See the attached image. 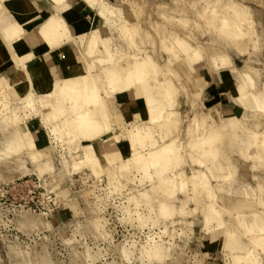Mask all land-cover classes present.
Segmentation results:
<instances>
[{"label":"rangeland","instance_id":"obj_1","mask_svg":"<svg viewBox=\"0 0 264 264\" xmlns=\"http://www.w3.org/2000/svg\"><path fill=\"white\" fill-rule=\"evenodd\" d=\"M234 1L247 9L253 21V31L257 34L255 43L248 39L240 42L244 51L241 46L237 47L232 41H228L225 34L220 33V27L217 26L219 20H216L221 18L220 16H205L206 19H203V16L197 15L198 9L190 4L194 0H125L129 5L124 4L125 15L122 18L113 17L115 24L111 27L101 26L102 34L110 35L112 45L118 46L120 50L114 57L116 67H129L134 57L150 55L158 64L159 70L164 72H161V79L168 78L174 84L175 96L172 94L170 102L175 103L172 110L175 111L174 116L179 123L166 133L167 139L173 136L176 149L175 163L169 167V171L181 170L189 175L195 170H203L209 186L204 191L198 189L194 192L189 183L185 190L176 188L171 195L164 194L162 189L168 184L165 179L169 173L161 180L153 174L147 176L133 165L129 156L124 157L125 153L119 149L115 150V159L110 152H104L102 156L106 162L98 170L96 166L93 167L90 162L81 158V154L91 144L89 141L106 131L101 129V133H97L91 140H85L78 134L75 137V129L69 128V132H73L72 135L63 130L61 115L55 113L58 119L52 121V118L56 117L50 112H53L52 109H33L22 105L12 86L0 90V264H206L207 260L211 259L212 264H234L232 254L239 251H230L223 244V228L214 230L212 234L207 231L215 224L205 221L204 207L209 202L223 208L221 217L227 222L226 226L233 229L240 242H243L242 255L249 248L253 252V236L245 232L236 217L237 213H246L252 221L257 217L254 218L255 222H260L263 218L264 206L259 204L257 197L260 194L264 200V159H256L253 155L256 153L255 147L246 146V134L237 137L223 136L216 144L218 154L213 161L214 165L210 162L204 166L196 165L193 157L197 156L198 150L191 145L196 142L197 136L201 135V129L191 128L193 117L209 109L199 101V88H203L202 75L205 71L219 70L215 68L213 56L219 53L228 54L231 69L222 70L231 73L233 89L243 69L253 68L249 71L254 74L256 88L264 93V0ZM101 3L105 4L104 1ZM112 8L122 12L120 7ZM124 18L134 24L135 33L133 38L130 37V41L129 36L119 34L117 23ZM173 35L182 37L189 46L201 49V59L190 63L184 52H168L166 48L170 45V36ZM95 72L99 73V69H95ZM100 78L102 79L101 75L98 80L102 81ZM99 87H103L99 92L104 98L107 94L103 91L107 89L100 84ZM129 92L135 96V91ZM235 112L240 115L238 121L242 128L248 131L264 129V111L249 113L243 112L239 107ZM60 113L67 112L63 110L62 113L61 110ZM219 114L225 116L220 112ZM33 116L37 117L38 126L47 129L53 143L58 142L53 147L47 142L42 154L35 152L36 150L30 148L23 140H13L19 131L17 123H20V130L29 129L31 132L39 131L46 135L42 127L33 129L37 125L26 126L25 121ZM110 118L111 116H108V119ZM52 123L55 124L56 130L52 128ZM114 124L120 126L122 122ZM145 124L146 121L142 124H129L124 135L122 134L123 138L130 141L128 128ZM154 128L156 136H160L159 128L156 125ZM61 135H64V138ZM120 137L115 135L113 138L119 140ZM20 142H23V145H20ZM163 142L160 140L158 145ZM59 146L66 150L58 151ZM117 153L122 160L118 159ZM75 154L78 156L75 157ZM72 156L73 160L70 159ZM87 169H90L93 179L96 178L101 185H89L91 182L81 181L83 178L73 180L70 176L75 171L87 172ZM230 171V180L225 181L221 175ZM151 172L153 173L154 169ZM33 173L39 175L41 180L37 181ZM69 177L71 181L66 180ZM66 186L74 192L77 200L68 204L71 210H66V214H61L65 212L61 210L50 217L49 214L54 210L62 209V200L69 192L64 189ZM243 187L248 189V195L242 193ZM53 195L56 196L55 199ZM167 201L169 204L167 203L166 207H159L160 202ZM39 204L45 209L35 208ZM77 206L79 213H75ZM60 222L65 223V229L57 227ZM215 236L216 245L210 248L209 240ZM154 247L160 250L159 256L154 255L151 249ZM255 252L258 253L259 264H264V246L258 245ZM252 261L253 254L247 259H241L237 264H253Z\"/></svg>","mask_w":264,"mask_h":264},{"label":"bare ground","instance_id":"obj_2","mask_svg":"<svg viewBox=\"0 0 264 264\" xmlns=\"http://www.w3.org/2000/svg\"><path fill=\"white\" fill-rule=\"evenodd\" d=\"M53 1L58 5V7H60V9L67 7L65 0H53ZM86 1L92 7H97L98 15L103 19V21L104 20L110 21L111 25L115 24L113 17H118V16L120 18L123 17V13L121 11L112 8L113 5L112 7L108 6L110 4H107L104 0H86ZM101 1H104L105 4L101 3ZM190 4L192 5V7H196L198 9L199 14H197V12L196 14L203 16V17L200 16L203 19H206V17L208 18L210 16L213 17L220 16L221 18H216V20L217 19L219 20V21L217 20L218 21L217 26L220 27L219 30L221 31L220 33H223L222 35L225 34L228 41H232V43L235 44L237 47H240L241 46L240 42L245 41L246 39L252 40L254 43L256 42L257 34L256 32L253 31V27H252L253 21L247 9L245 7H242V5H240L237 1L194 0V2ZM39 24L40 25L37 31L41 36V38L43 37L49 46L54 47L66 40H70L76 43L79 46L78 49L79 51H81L87 63V66L86 65L84 66V70L82 73H80V75L67 77L62 79L61 81H55V83L52 86V89L42 95L36 94L37 96H35L31 93H26L21 95L14 88V92L15 94H17L18 99L20 103H22V105L24 104L26 107L33 109H41V110L52 109L53 112L50 111L52 115L57 113L59 114V116L60 115L62 116L63 120L59 116L58 117L62 121V128L64 131L69 132L71 130L69 128H73L76 131V132L74 131V133H76L75 137L80 135L81 137H84L85 140H91L96 136L97 133L99 132L101 133V129H103L102 131L104 132L105 131L108 132L113 129L112 123L120 124L122 122L119 113L116 112L110 113L107 108H103V106H107L105 105V103L107 102L106 99H109L112 96L110 94L115 92H122V91H131V90L135 91V96L142 97L144 99L145 114H147L146 116L147 124L141 127H136L131 129L128 128L127 133L128 135L131 136V138L130 141L128 139L127 141H129L131 148L130 151L124 154V157L129 156V158H131L132 160L133 165L136 166L138 169H140L142 173L147 176H151L153 174L156 175L158 179L161 180L166 173H169L165 179L168 181V184L166 185L164 182H163L164 184L162 183L163 186L166 185L164 189H162V191H164L163 192L164 194L167 193V195H171L176 188H178L181 191L185 190V187L189 185V183L191 184L192 186L191 188L194 192L198 189L204 191L209 187L206 180L207 176L205 175V172H203V170H195V172H192L189 175L181 170L175 172L172 170L169 171L170 169L169 167L175 163L174 159H176L175 157L176 149H175V140L172 138L173 136L167 139L166 133L167 131L169 132V129L176 127L177 124L179 123V121L174 116L175 111L172 110L175 103L170 102L172 101V94L175 90V87L174 84L170 82L168 78L161 79L162 71L159 70L160 68L158 64L151 58L150 55L134 57L131 66L126 68L123 67L120 69L119 67H116L114 65L115 62L114 57L120 52V50L118 52H113L111 50L108 44H106L104 38L101 36L100 26L95 28H90L88 32L78 35L77 37H72L69 34L68 29L66 27V23L61 17V15L52 14ZM117 25L120 30L119 34L126 37L129 36L128 41L131 40L130 37L131 38L134 37L135 30H134V24L132 22L124 18L121 19L120 22L117 23ZM22 31H23L22 25L18 22L8 23L3 28V33L5 34L4 37L10 39L14 37H18ZM109 37L111 38V36ZM176 47L178 49H176ZM166 50L168 52L173 51V53H176V51L184 52L186 59L190 61V63L191 62L194 63L200 60L202 56L201 54L202 52L200 51L201 49H198L195 46L194 47L189 46L186 40H184L180 36H175V35L170 36V45L167 46ZM189 50L191 51L190 53ZM17 60L23 61L21 60V58H18V56H17ZM212 60L215 64L216 69L219 70L222 68L231 69L230 68L231 59L226 53H219L216 56H213ZM95 66H97V69H99V73L96 72L94 73V71H92V68ZM249 70H253V68H245L243 69L242 74L239 75L237 79V84L233 89L232 99L237 105H239L242 108L243 112L248 111L249 113H251L256 111H264V93L259 92L258 89L256 88L254 74H252V72H250ZM149 74L152 75L150 76ZM95 75L97 76L99 75V77L101 75L102 79L101 78L100 79L102 81L98 80L99 77H96ZM165 76L163 75V77ZM235 76L237 77L236 74ZM26 79H30V78H26ZM7 80L3 77H0V90L12 86ZM99 84L101 87L103 85L105 90L107 89L106 91H103L104 94L105 93L107 94V95L105 94L106 96H104L105 99L101 97L102 95L99 92V89L103 90V87L100 88ZM199 91H201V88H199ZM17 96L15 97L17 98ZM173 101L175 100L173 99ZM22 105H20V108H22L21 107ZM54 110L57 111L54 112ZM61 110L62 113L63 110L64 112L67 113L61 114L60 113ZM13 115L15 114L13 113ZM54 116L56 117L52 118V121L53 120L56 121L58 119L57 115ZM108 116H112L113 120L111 118L108 119ZM137 116H139V114H137ZM49 117L51 118L52 116L49 115ZM239 117H240L239 114H232V113L226 114L223 117L219 114L218 111L211 110L210 108L208 109L207 112L198 113L193 117L192 120L193 126L191 128L201 129L200 132L201 135L197 136L196 142L191 143L192 147L198 150L197 156L193 157L194 163H197L196 165L199 164L201 166H204L207 165V162H210L212 165H214L213 161L216 159L218 154L216 144L221 140V138L223 136L237 137L238 135L241 134H246V140L244 141V143L246 144L247 147H251V146L255 147L256 153L253 154L254 157L259 160L264 159V129L262 131H248L247 129H244L240 126V123L238 121ZM3 121L5 122V119H3ZM52 121L50 119L49 123L51 124ZM16 122L17 120L14 121V123ZM20 122L22 121L20 120ZM19 124L20 123H17V127L19 131L17 130L18 131L17 135L16 137L13 138V140L15 141V138L16 141L18 142L20 140H23L30 148L36 150L35 152H37L38 154H42L44 150L43 147L48 142L46 135L42 134L43 132L31 133L28 129L20 130ZM56 124H58V122H56ZM155 125L161 131L160 136H156V131L154 128ZM55 127H56L55 124H53L52 128L55 129ZM65 133L63 134L65 135ZM63 136L62 138H64ZM72 138L73 136L71 137V139ZM59 139L61 138L59 137ZM62 140L65 141V139ZM75 140L76 139L74 138V141ZM160 140L161 141L163 140L164 142L158 145ZM21 143L23 142H20V145H23ZM11 144H13V142ZM20 145L18 146L17 144L18 147H20ZM27 145L26 147L28 148ZM142 148L145 149L141 150ZM115 150L110 152L113 155V158L115 155L114 154ZM84 151L85 152L81 154V158H83L85 161L87 160L88 162H90L92 166L93 165L96 166L97 169L101 168L102 164L106 162L104 161L105 159L103 156H97L95 154V150L91 144H89L86 150ZM119 154L117 155L119 156L118 159L122 160L120 156L121 154L120 155ZM76 155L77 154H75V157ZM70 159L73 160V156ZM207 167L210 170H212L210 166ZM150 169L151 170L154 169V172L152 173ZM231 174L232 173L230 171L221 176L225 181H228L230 180ZM156 184L157 183L154 184L155 187ZM217 188L220 189L219 187ZM259 189L261 190L260 192H262L261 186L259 187ZM241 191L242 193H244V195H248V189L246 187H243ZM212 195L213 197H215V193H213ZM257 200L259 204L264 206V200L261 199L260 194L257 197ZM167 203L168 201L160 202L159 207L160 208L166 207ZM205 205H206L204 207L205 221L207 223L208 222L215 223L213 227H210L211 229L209 228L207 230L208 233L212 234L214 230L223 228V244L227 246L230 249V251L231 249L234 250L237 249L239 251L237 253L232 254L235 260L234 264H237L241 259H247L248 256H250L251 254H253L252 263L259 264V262L257 261L258 253H256L255 250L257 251L258 245L264 246V214H263V218L260 219L261 220L260 222L258 221L255 222V219L257 217H254L255 219L253 218L252 221V219L248 217L246 213H237L236 218L239 221V224L244 227L245 232L247 234L253 236V252L252 249L249 248L246 250V253L242 255L243 252L241 251L244 249L243 242L242 243L240 242L233 229L226 226L227 222L222 219L223 217H221L222 214L221 211L223 210V208H221L218 205L217 207L210 202L209 204L206 203ZM235 210L234 212H237ZM206 222L204 223L206 224ZM216 241H217L216 236L215 238L213 237L209 240L210 248H213L216 245ZM151 249L154 255L156 256L160 255L161 252L157 247ZM147 252L149 253L150 251Z\"/></svg>","mask_w":264,"mask_h":264},{"label":"crops","instance_id":"obj_3","mask_svg":"<svg viewBox=\"0 0 264 264\" xmlns=\"http://www.w3.org/2000/svg\"><path fill=\"white\" fill-rule=\"evenodd\" d=\"M104 1L107 4L120 7L123 16L125 15L123 9L126 3L125 0ZM0 3V77L8 79L7 81L21 95L26 93H31L35 96L42 95L52 89L55 81L80 75L84 70V66H87L81 51L78 49L79 46L73 41L66 40L59 45L51 47L43 37L41 38L37 31L39 23L52 14L61 15L72 37H77L88 32L90 28L100 26V33L106 44H108L113 52L119 51L118 46L112 45V37L110 38V35L102 34L101 26L110 27L111 23L106 20L103 21L97 13V7H92L86 0H65L67 7L63 9H60L53 0H0ZM126 5L128 4L126 3ZM13 22L20 23L23 31L18 37L12 39L4 37L3 28L6 24ZM17 56L23 61H18ZM95 69H97V66L93 67L92 71ZM202 76L203 88L201 89L199 101L206 106V109L207 107L213 108V110L223 115L229 113L235 114V111L240 106L232 99L233 80L231 75L225 70L220 69L217 72L205 71ZM107 108L110 113L116 112L120 114L122 124L118 126L112 123V130L89 142L99 156H102L104 152H112L115 149H119L122 153H127L131 147L129 141L124 139L121 134L125 132V128L130 123L142 124L146 121L147 114H145L144 99L134 96L129 91L115 92L112 97L107 99ZM36 118L33 116L27 119L25 121L26 126L33 127L35 124L37 126H34L33 129L37 127L41 128L42 126H38ZM111 119L113 120L112 116ZM42 128L47 136V144L52 147L55 144L57 145V143H53V140L50 139L47 129L44 126ZM115 135L121 136L119 141L114 140L113 137ZM60 150L66 149L59 146L58 151ZM35 176L39 178V175ZM70 176L73 177V180H79L82 177L93 179L90 169H87V172L75 171ZM66 180L71 181V178L69 177ZM64 189L69 190V192L66 198L63 199L64 201L62 200V209L54 210L49 214L50 217L52 214H58L61 210L65 211L61 214H66V210H71L68 204L73 200H77L76 195L73 194L74 192L70 190L69 186H66ZM79 210L77 206L75 213H79ZM59 224L57 225L58 228L65 229V223L60 222ZM212 260H207L206 264H212Z\"/></svg>","mask_w":264,"mask_h":264},{"label":"built area","instance_id":"obj_4","mask_svg":"<svg viewBox=\"0 0 264 264\" xmlns=\"http://www.w3.org/2000/svg\"><path fill=\"white\" fill-rule=\"evenodd\" d=\"M83 179L81 180V181H83L84 180V182H91V184H89V185H93V184H95V183H97L98 184V186L99 185H101V182L100 181H96L95 179H91V178H88V177H82ZM29 180V179H28ZM28 180H26V181H28ZM31 181H33V183L35 182L33 179H30ZM36 180L37 181H40L41 179L40 178H37L36 177ZM42 181H44V179H42ZM53 197H54V199L56 198V196L55 195H53ZM35 208H37V209H45V207H43V205H41V204H39V205H36L35 206Z\"/></svg>","mask_w":264,"mask_h":264}]
</instances>
